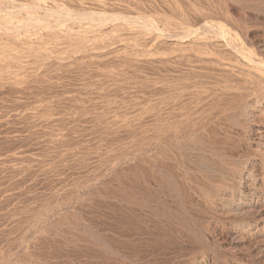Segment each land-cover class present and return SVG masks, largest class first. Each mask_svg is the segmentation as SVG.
Wrapping results in <instances>:
<instances>
[{"label": "rangeland", "instance_id": "1", "mask_svg": "<svg viewBox=\"0 0 264 264\" xmlns=\"http://www.w3.org/2000/svg\"><path fill=\"white\" fill-rule=\"evenodd\" d=\"M29 1L0 0V21L3 20L0 22V264H193L195 258L200 264H264V251H258L264 249V231L254 230L251 234H241L244 239L241 243L234 233L232 221L213 218L202 214L198 209L191 210L188 215L184 207L179 205L181 198L175 192H172V196L169 193L172 190V180L180 175L177 169L170 183H162L169 189L164 187L167 192L160 194L158 203H155L160 212L174 218L176 231L167 234L168 238L164 239L168 250L151 262L142 259L141 250L144 248L138 242L133 243L135 247L127 243L126 236L132 230L128 224L131 221L136 225L139 216L128 212V205L123 200L128 193L126 171L130 165L123 159L130 141L164 140L166 135L169 137H165L166 140H169L173 136L172 134L170 137L169 134L182 122L189 125L185 131L188 135L191 129L197 130L195 114L201 119L197 121L203 127L205 116L202 111L205 114L206 106L201 103L208 101L203 99L206 96L209 99L215 91L220 92L224 88L225 84L221 79L228 80L232 76L230 79L233 80H228L231 81L229 85H235L242 77L236 66L237 60H234L235 56L231 54L225 41L229 42L233 38L229 43L244 44L250 50L256 43H264V0ZM36 4L39 5L38 9ZM58 6L60 10L63 9L61 11L66 9L64 13L66 12L65 16L69 14L68 18L64 15H60L63 18L57 15L47 16V9L54 12ZM28 7L29 9H25ZM31 10L37 12L35 15L38 21L41 19L39 26L27 22L32 14ZM92 18L93 21L97 20L96 25L95 21L92 24ZM148 22L153 26L152 31L144 25ZM10 25H19V29L16 27L18 30H15ZM216 26L223 28L224 39L216 33ZM145 28L146 31H143ZM10 29H14L12 34ZM196 29L199 30L196 32ZM58 37L61 39H56ZM178 38H182V44ZM225 50L228 51L227 54ZM7 53L19 56V60L7 58ZM194 56L199 62L197 59L193 60ZM202 56L203 59H200ZM232 56L233 60L230 58ZM228 58L231 59L230 62ZM216 63L217 66L221 65L218 68L226 69L225 66H229L227 69L231 67L232 71L226 69L228 72L225 70L223 74L224 69L217 70ZM222 63L225 65L222 66ZM208 67H215L212 70L218 72H215L217 76ZM201 79L204 85L200 84ZM181 80L186 81L183 83ZM217 81L220 83H216ZM185 83L186 88L189 83L195 84L196 87L189 84L191 88L187 89L192 93L194 89L193 94L203 93V96H199L200 99L203 97L201 101L198 95L197 99L193 98L196 95H189L191 92L188 94L183 86ZM175 84H178L177 87ZM203 87L207 89H202ZM173 88L180 90L174 91L178 95L183 92L186 96L182 94V98L177 93L174 94L178 97L173 96ZM171 96L174 98H170ZM183 99H187L186 104ZM192 99L197 105L199 101L198 108L195 109L194 104L188 105V102L192 103ZM174 101H185L183 103L186 106L181 103V108L184 107L182 110L179 103ZM171 107L177 110V114H172L175 121L171 114L167 115L171 111L174 113ZM185 108L191 114L198 112L197 110L199 112L194 115L187 113L188 116L183 117L186 114L183 113ZM192 109L195 111L192 112ZM190 115L194 117L193 122ZM223 116L220 117L224 122H220L219 117L217 119L221 123L218 124H224L221 127L216 125V128L223 127V130H220L221 133L219 129L216 132L220 133V140H229L227 151L233 158L220 160L207 155V159H211L214 165L217 164V168L225 166L224 171L232 173V167L235 168V161L239 158L237 154L243 155L245 152L238 145V140L242 138L239 128L229 120L228 113ZM163 117H168L167 123ZM184 118L187 122L183 121ZM177 119L179 122H176ZM170 121H174L173 125L176 124L175 129L171 128L173 126L169 124ZM161 125L166 126L163 128L167 132L163 133L161 128L163 138L160 133ZM201 126L200 131L203 132L199 136L207 131L206 125L202 129ZM167 129L172 132L169 130L171 133H168ZM226 129L227 132L224 131ZM186 134L180 133L177 140H197V136ZM233 140L237 141L234 143ZM152 152L146 154L150 155ZM133 168L134 181L142 184L138 177L144 171L139 163L134 164ZM197 174L190 176L193 183L200 180L199 176L202 178L200 172ZM147 175L148 173L146 178ZM225 177L228 178L229 175ZM258 177L261 178V175ZM178 178L181 179V176ZM178 178L174 182H181ZM192 182L190 185L197 190L196 184ZM245 192L246 197H252L250 191ZM114 194L117 198L120 196V200L124 198L121 201L119 198L118 201L113 200ZM254 200L260 203L263 217V220L259 218L258 221L264 223V187L255 192ZM257 254L262 257L258 259Z\"/></svg>", "mask_w": 264, "mask_h": 264}, {"label": "bare ground", "instance_id": "2", "mask_svg": "<svg viewBox=\"0 0 264 264\" xmlns=\"http://www.w3.org/2000/svg\"><path fill=\"white\" fill-rule=\"evenodd\" d=\"M21 1V0H20ZM29 1V0H28ZM33 1V0H32ZM31 1V2H32ZM35 1V0H34ZM242 1H245V0H242ZM2 2V1H1ZM0 2V3H1ZM17 2V1H16ZM25 2V1H24ZM30 2V1H29ZM43 2V1H42ZM5 3V2H4ZM28 2H26L25 4H27ZM21 4V3H19ZM24 4V5H25ZM31 4V3H30ZM34 4V2H33ZM44 4V3H42ZM254 4V3H253ZM28 5V4H27ZM37 8L39 7L38 4H36ZM246 5V4H245ZM258 5V4H257ZM23 6V5H21ZM16 7V5H15ZM24 7V6H23ZM35 6L33 5V10L35 9L34 8ZM47 7V6H46ZM53 7V6H52ZM258 7V6H257ZM3 8V7H2ZM1 8V9H2ZM17 8V7H16ZM42 8V7H41ZM57 8L56 11L52 12L50 10H46V14L47 16L48 15H57L58 16H62L64 15L65 16V13L64 11H61L63 9H59L60 7H55ZM13 9V8H12ZM21 8L18 9V11L20 10ZM25 9H29L28 8H25ZM31 9H32V6H31ZM261 9V7H260ZM30 11V10H29ZM20 12V11H19ZM68 12V10H67ZM241 12V11H240ZM264 12V11H263ZM6 13V12H5ZM10 13H13L10 11ZM31 16L28 18L27 22L30 21V24L31 25H38V22L41 20L40 17H39V21L38 19L36 18V13L35 12H32L31 10ZM91 13V12H90ZM94 13V12H93ZM29 14V12L27 13ZM26 14V15H27ZM36 14V15H35ZM85 14V13H84ZM87 14V13H86ZM2 15V14H1ZM10 15V14H9ZM16 15V14H15ZM69 14H67L65 17L68 18ZM73 15V13H72ZM71 15V16H72ZM81 15V14H80ZM95 15V14H94ZM102 15V14H101ZM245 15V14H244ZM243 15V16H244ZM12 16V15H11ZM29 16V15H27ZM60 16V17H61ZM70 16V17H71ZM79 16V15H78ZM83 16V14H82ZM86 16V15H85ZM92 16V15H91ZM96 16V15H95ZM94 16V18H95ZM99 16V15H98ZM3 17V16H2ZM6 16L4 15V18ZM46 17V16H45ZM53 17V16H52ZM55 17V19L57 18ZM59 17V18H60ZM69 17V19H71ZM74 17V16H73ZM72 17V18H73ZM93 17V16H92ZM241 17V16H240ZM14 18V17H13ZM43 18V17H41ZM48 18V17H47ZM63 18V17H61ZM75 18V17H74ZM88 18V17H86ZM99 18V17H98ZM199 18V17H198ZM3 19V18H2ZM6 19V18H5ZM27 19V17H26ZM46 19V18H45ZM85 19V18H84ZM103 19V18H102ZM200 19V18H199ZM11 20V19H10ZM50 20V18H49ZM54 19H52L53 21ZM81 20V19H80ZM79 20V21H80ZM242 20V19H241ZM256 20V19H255ZM3 21V20H1ZM0 21V22H1ZM5 21V20H4ZM12 21V20H11ZM15 21V20H14ZM48 21V20H47ZM57 21V20H56ZM62 21V20H61ZM85 21V20H84ZM88 21V20H87ZM92 21H93V18H92ZM95 21V25H96V21L97 20H94ZM94 21L92 24H94ZM103 21V20H102ZM101 21V22H102ZM105 21V20H104ZM117 21V20H116ZM120 21V19H119ZM202 21V20H201ZM243 21V20H242ZM13 22V21H12ZM11 22V23H12ZM44 22V21H43ZM50 22V21H49ZM54 22V21H53ZM78 22V21H77ZM128 22V21H127ZM249 22V21H248ZM3 23V22H2ZM6 23V21H5ZM5 23H3L5 25ZM42 23V22H40ZM59 23V22H58ZM57 23V24H58ZM62 23V22H61ZM67 23V22H66ZM69 23V22H68ZM72 23V22H71ZM86 23V22H85ZM7 26L9 25L8 23H6ZM28 24V23H27ZM64 24V23H63ZM82 24V23H81ZM127 24V23H126ZM245 24V23H244ZM17 25V24H16ZM12 26L14 29L17 27V26ZM45 25V24H44ZM53 25V24H52ZM51 25V26H52ZM55 25V24H54ZM53 25V26H54ZM65 25V24H64ZM77 26V24H75ZM79 25V24H78ZM104 25V23H103ZM144 25H147V27H150L151 28V31H152V25L151 23H145ZM143 25V26H144ZM202 25V24H201ZM205 25V24H204ZM214 25V24H213ZM231 25V24H230ZM6 26V25H5ZM28 26V25H27ZM41 26V25H40ZM61 26V25H60ZM72 26V24H71ZM75 26V27H76ZM88 26V25H87ZM92 26V25H91ZM90 26V27H91ZM106 26V25H105ZM120 26V25H119ZM125 26V25H124ZM127 26V25H126ZM130 26V25H129ZM142 26V25H141ZM140 26V27H141ZM211 26V25H210ZM209 26V27H210ZM215 26V25H214ZM213 26V27H214ZM221 26V25H220ZM19 27V25H18ZM17 27V28H18ZM50 26L48 25V28ZM55 27V26H54ZM96 27V26H95ZM100 27V26H99ZM103 27V26H102ZM101 27V28H102ZM122 27V26H121ZM132 27V26H131ZM139 27V28H140ZM212 27V26H211ZM217 27V26H216ZM235 27V26H234ZM8 28V27H7ZM11 28V27H10ZM16 28V29H17ZM40 28V27H39ZM47 28V27H46ZM58 28V27H57ZM92 28V27H91ZM100 28V29H101ZM123 28V27H122ZM138 28V29H139ZM205 28V27H204ZM218 29H216V31L213 29L214 31V34L215 32L219 34V36L221 35L222 36V39H224V34H223V28L220 29L219 27H217ZM232 28V27H231ZM6 29V27H5ZM4 29V30H5ZM13 29V30H14ZM15 29V30H16ZM19 29V28H18ZM17 29V30H18ZM60 29V28H59ZM63 29V28H61ZM124 29V28H123ZM147 28L143 29V31L145 30L146 31ZM157 29V27H156ZM200 29V28H199ZM199 29H196V32L197 30ZM6 30H9V29H6ZM5 30V32H7ZM11 31L10 29V32L12 34V32L14 31ZM48 30V29H47ZM53 31V29H51ZM102 30V29H101ZM128 30V29H127ZM142 30V29H141ZM249 30V29H248ZM63 31V30H62ZM141 31V32H143ZM154 31V30H153ZM9 32V31H8ZM20 32V30H19ZM51 32V31H50ZM191 34H192V31L190 30L189 31ZM195 32V31H193ZM200 32V31H198ZM53 33V32H52ZM51 33V34H52ZM56 33V32H55ZM69 33V32H68ZM203 33V32H202ZM246 33V32H245ZM7 34V33H6ZM16 34V32L14 33ZM54 34V33H53ZM64 34V33H63ZM75 34V33H74ZM194 34V33H193ZM197 34V33H195ZM62 35V33H61ZM60 35V36H61ZM77 35V34H76ZM8 36V35H7ZM57 36V35H56ZM191 35L189 34V37ZM10 37V35H9ZM62 37V36H61ZM65 37V36H63ZM68 37V35H67ZM73 37V36H72ZM71 37V38H72ZM201 37V36H200ZM173 38V37H172ZM203 38V37H202ZM218 38V37H217ZM230 38V37H228ZM245 38V37H244ZM243 38V39H244ZM247 38V37H246ZM53 39V38H52ZM56 39H61V38H56ZM66 39V38H65ZM68 39V38H67ZM77 39V38H76ZM215 39V38H214ZM233 39V38H231ZM229 39V42H231L232 40ZM241 39V38H240ZM262 39V38H261ZM73 40V39H72ZM78 40V39H77ZM179 42L181 43L182 38H178ZM181 40V41H180ZM199 40V39H197ZM204 40V39H203ZM226 40V39H225ZM231 40V41H230ZM245 40V39H244ZM258 40V39H257ZM70 41V40H69ZM85 41V40H84ZM220 41V40H219ZM218 41V43H219ZM222 41V40H221ZM228 41V40H227ZM217 42V41H216ZM224 42V41H223ZM229 42H226L225 43H228L229 45V49L231 51V54L233 53L235 58L234 60L236 61V66H238V70H240V73L241 74V78L240 80L238 81L237 84L235 85H229L231 83L232 80L230 79V75L228 78V80H231V81H228L227 79L223 80L221 79V81L225 84L224 88H220L218 85V87L221 89H219L220 92H217L215 91L214 94L212 91H210V93L212 92V96H211L209 99L208 96H206L205 94H208V92L206 93L205 91H203L202 89H207L205 87H203L201 90L200 89H197L202 91V92H205L204 96H206V98L203 99V101L206 99L208 100L206 103H201V104H205L204 106H206V110H205V114H204V110L202 111L203 112V116H205V122H204V125L203 127H207V131H204L205 133L203 135H200L199 134L201 132H203L202 130L200 131V122L198 117H197V114L195 113H198L199 110H197L198 112H194L195 110L192 109V113L193 115L195 114L196 118L198 119H194V117H191V111L190 112H186V108H185V112L183 113H186L183 117H185L187 115V113H190V117H188V120L190 119H194L196 120L195 122H197V126L199 127H195L197 128L196 129H191V133L192 135H195L197 136V140H177V137L180 133H182L183 135L188 133V132H185L186 131V127H189V125L184 122L182 123H179V126L178 125H173L174 121L176 119H174V115L172 114H177L176 113V108H172L173 109V112L171 111V113L169 112V114L167 115H170L171 118H173V122L171 123L170 121V125H172L173 129L174 126L176 127V130L172 132L171 129V132H169V130L167 129L168 133H171L169 134L173 136L171 137V139L169 140H166V138L163 136L165 133L164 129L166 128L165 125H163L165 128H163V126L161 125L160 127V133L162 135V138L164 140H140L139 142H135V140H131L130 143H129V147H127L126 149V152L124 154V159L123 157L121 159L123 160H126L128 161V163L130 164L128 167H127V170L126 172H128V176H126V179L128 181V187H126V189L128 190V193H127V197L126 199L124 197H122V199L126 202V204L128 205V208H129V211L131 214H133L134 216H139L138 217V223H136V225H138L140 222V225L139 226H136V225H133L134 222H129L128 224V227L129 229H132L131 232L126 236V239H127V243L129 245H132L133 246V243H137L142 246V248H144L143 250H141V255H143L142 259H147L149 260V262H151L152 260H155V258L159 257L158 255L162 252L165 253L167 250H168V247L167 245H165V238L167 236V234H171V232H175L176 231V227H175V220L173 217L165 214V213H162L160 212L159 208L156 206L155 203H158V197H160L161 195L160 194H163L164 191L167 192L166 190L169 189L167 188L166 186H163V184L165 185V183H170V180L173 179V175H174V171L175 169H177V172L179 176H181V179H179L178 177H174L175 178H178L181 182H174V179L172 180L171 182V187H172V190L169 192L171 193V196H172V192H175V194H177L179 196L180 199V203L182 201V203L179 205H182L184 207V210L187 211L188 215L191 213V210L194 211V209H198L200 210V212L202 214H207V215H210L212 216L213 218L217 217L219 219H227V220H230L234 223V226H235V230H234V233L237 235L238 239L240 240L239 242L243 243L244 239H242V237L240 236L241 234L245 233V234H251L252 232H254V230L257 232V231H261L262 232L264 231V223L261 221H258L259 218H262L263 220V217H261L262 215V212L260 210V203L256 200H254V197H255V192L257 190H259L260 188L264 187V43L263 42H260V43H256L254 44V48L252 50H250L248 47H245L244 44L241 46L239 44H237L235 41L234 44H237V45H234L232 43H229ZM247 42V41H246ZM81 43L83 44V40H81ZM183 43V42H182ZM181 43V44H182ZM241 43V42H240ZM252 43V42H251ZM85 44V43H84ZM232 44V45H231ZM80 45V44H79ZM239 45V46H238ZM86 46V45H85ZM215 46V45H214ZM2 47V46H1ZM4 47V46H3ZM11 47V46H10ZM83 47V46H82ZM202 47V46H201ZM200 47V48H201ZM213 47V46H212ZM224 47V46H223ZM225 48V47H224ZM252 48V47H251ZM4 48H2L1 50L3 51ZM210 49V48H208ZM197 50V49H196ZM211 50V49H210ZM250 51H252V53H249ZM200 52V51H199ZM213 52V51H211ZM225 54H227L228 51L225 50ZM12 53V51H11ZM11 53H7L6 57L9 58H16L18 59L19 56H15ZM202 53V52H200ZM214 53V52H213ZM210 54V53H209ZM216 54V53H215ZM224 54V53H223ZM229 54V53H228ZM3 56V54H2ZM5 56V55H4ZM3 56V57H4ZM197 56V55H196ZM206 56V55H205ZM224 56H228V55H224ZM4 57V58H6ZM22 57V56H21ZM195 57V56H194ZM209 57V56H208ZM229 57V56H228ZM9 58V59H11ZM191 58V57H190ZM189 58V59H190ZM200 59H203V56L202 58L199 57ZM225 58V57H223ZM231 59L233 58L230 57ZM1 59V58H0ZM3 59V58H2ZM13 59V60H14ZM21 59V58H20ZM198 60L199 62V59L195 57V59H193L194 61L195 60ZM231 59L228 58L229 62L231 61ZM19 60V59H18ZM215 60V59H214ZM217 60V59H216ZM222 60V59H221ZM233 60V59H232ZM10 61V60H9ZM16 61V60H14ZM203 61V60H202ZM200 60V62H202ZM210 62H212V60H209ZM219 61V60H218ZM1 62V61H0ZM3 63L5 62V60L2 61ZM11 62V61H10ZM161 62V61H160ZM191 62V61H189ZM196 62V63H198ZM215 62V61H213ZM195 63V62H194ZM204 63V61H203ZM202 63V64H203ZM221 63V62H220ZM233 63V61H232ZM231 63V64H232ZM17 64V63H16ZM215 64V63H214ZM213 64V65H214ZM235 64V63H234ZM233 64V65H234ZM2 65V64H1ZM0 65V66H1ZM7 65V64H6ZM166 65V64H165ZM210 65V64H209ZM212 65V66H213ZM225 65L224 63H222V66ZM5 66V65H4ZM211 66V65H210ZM219 66V64H218ZM217 66V63L215 65L216 68H218ZM221 66V65H220ZM219 66V67H220ZM232 66V65H231ZM235 66V65H234ZM215 67H213L212 69H216ZM226 69L229 68V66H225ZM222 68V67H221ZM236 70V67H233L232 69ZM202 69V68H201ZM207 69H211V68H207ZM211 69V70H212ZM220 68H218L217 70H219ZM224 69V70H223ZM225 68H222L220 70H223L222 73L224 74ZM195 70V69H194ZM210 70V71H211ZM227 70H231V67L230 69H227ZM226 70V72H228ZM232 71V70H231ZM237 71V70H236ZM189 72V71H188ZM213 75L217 76L218 72H216L215 70L213 71ZM217 74H216V73ZM181 73V72H180ZM211 74V72H208ZM215 73V74H214ZM220 73V72H219ZM176 74V73H175ZM189 74V73H188ZM226 74V73H225ZM235 74V73H234ZM180 75V74H179ZM212 75V76H213ZM219 75H222V74H219ZM190 76V75H189ZM202 76H204L202 74ZM211 77V75H209ZM226 76H228L226 74ZM235 76H237V74H235ZM234 76V78H236ZM170 77V76H169ZM223 77V76H222ZM220 76V78H222ZM171 78V77H170ZM175 78V77H174ZM201 77L199 76V79ZM213 78V77H212ZM215 78V77H214ZM225 78V76L223 77ZM169 79V78H168ZM188 79V78H187ZM203 79V78H202ZM202 79H201V82L200 84H203L202 83ZM205 79V78H204ZM203 79V81H205ZM238 79H239V75H238ZM192 80V79H191ZM196 80V79H195ZM208 80V79H207ZM211 80V78H210ZM213 80V79H212ZM160 81V80H159ZM183 81V80H181ZM180 81V82H181ZM186 81V80H185ZM183 81V83L185 82ZM162 82V81H160ZM164 82V81H163ZM177 82V81H176ZM198 82V80H197ZM198 82V83H199ZM165 83V82H164ZM196 83V81H195ZM196 83V86L197 84ZM216 83H220V82H216ZM215 83V85H216ZM161 84V83H160ZM178 84L181 85V83L178 82ZM178 84H175V86L177 87ZM187 83L183 84L184 88H186V85ZM191 84V83H189ZM188 84V87L191 86ZM199 84V85H200ZM211 84H212V81H211ZM222 84V83H221ZM164 85V84H163ZM162 85V86H163ZM204 85V84H203ZM161 86V87H162ZM193 86H195V84H193ZM195 86V87H196ZM208 87V85H205ZM217 86V85H216ZM168 87V86H167ZM174 87V86H173ZM181 87V88H180ZM179 88L182 89V86H180ZM198 87V86H197ZM202 87V86H201ZM223 87V86H222ZM14 88V87H13ZM175 88V87H174ZM173 88V89H174ZM178 88V89H179ZM186 88V89H187ZM191 88V87H190ZM189 88V89H190ZM194 88V87H193ZM199 88V87H198ZM212 88V87H211ZM217 88V87H215ZM17 89V87H16ZM23 89V88H22ZM177 89V88H175ZM172 90L173 93V96L180 90ZM187 89V91L189 90ZM196 89V88H195ZM18 90V89H17ZM20 90V89H19ZM184 90V89H183ZM211 90V89H210ZM22 91V90H20ZM19 91V92H20ZM174 91H177L176 93ZM193 93H195V90L193 89ZM196 91V92H197ZM199 91V92H200ZM207 91V90H206ZM209 91V90H208ZM182 92V91H181ZM185 92V91H184ZM191 92V91H190ZM188 91V94L190 93ZM217 92V93H216ZM18 93V92H17ZM165 93V92H164ZM175 93V94H174ZM191 92V94L189 95H196L195 97L193 98H197V95H198V98L200 95H202L200 93L198 94H193ZM158 94V93H157ZM170 94V95H171ZM183 95H185L183 92H182ZM182 94H179L177 93V95L180 97ZM162 95V94H161ZM160 95V96H161ZM182 95V98L184 97ZM175 95V97H178ZM186 96V95H185ZM189 96V99L190 97ZM203 96V95H202ZM201 96V99L203 98ZM164 98V97H163ZM170 98H174V97H170ZM188 98V97H187ZM197 98V99H198ZM177 99V98H175ZM179 100H181L180 98H178ZM201 99L199 98V101H201ZM185 100V99H183ZM193 100V99H192ZM160 101V100H159ZM186 101V102H185ZM185 101H181L180 103L179 102H176V104L179 103V107L181 108L182 105L184 104L183 102H185V104L187 103V99ZM189 101V100H188ZM196 101V100H195ZM199 101H197L198 105H199ZM167 103L169 101H166ZM165 102V103H166ZM191 102V101H190ZM194 100L192 101V103H189L188 102V105L189 104H194L193 103ZM166 103V105H167ZM183 103V104H181ZM162 104V103H161ZM181 104V106H180ZM184 104V106H186ZM165 105V104H164ZM165 105V106H166ZM171 105V104H169ZM187 105V106H188ZM191 105V107H192ZM196 108H198L199 106L197 104H194ZM198 106V107H197ZM202 106V105H201ZM203 106V107H204ZM189 107V106H188ZM184 108V107H183ZM183 108H181L183 110ZM194 108V106L192 107ZM157 109V108H156ZM179 110V108H177ZM187 110H191L189 108H187ZM194 110V111H193ZM180 111V110H179ZM229 111V112H228ZM208 114H207V113ZM151 113V112H150ZM159 113V112H158ZM178 113V114H179ZM228 113V117H229V120L232 122L233 125H235V127L237 126L239 128V132L243 138V140H238V142L240 144H238L241 148H244L243 151L245 152L243 155L237 154V157L239 156V158H237V160L235 161L236 164L234 165V167H232V173H228V172H225L224 171V167H221V168H217L216 165H214V163L211 162V159L209 161V159H207V155L208 157L209 156H212V157H216V158H220V160L224 159V158H233L232 154L229 153L227 151V148L230 144H229V140H220V137L219 134L221 133L220 130H223V127L222 129H219V127H221L222 125H220L221 123L220 122H224L222 121V118L220 116H223V115H227ZM146 114V113H145ZM180 114V115H181ZM201 115V112L199 113ZM149 115V114H148ZM160 115V114H159ZM220 115V116H219ZM152 116V115H151ZM150 116V117H151ZM154 116V114H153ZM163 116H166L163 114ZM188 116V115H187ZM149 117V116H148ZM155 117V116H154ZM220 118L221 121L219 122L217 118ZM223 117H226L227 116H223ZM165 118V117H163ZM168 119V117H166ZM165 118L166 120V123H167V119ZM170 118V117H169ZM175 118H176V115H175ZM190 118V119H189ZM193 119L191 120L193 122ZM217 119V121H216ZM169 120V119H168ZM172 120V119H171ZM182 120V119H180ZM201 120V119H200ZM224 120V118H223ZM227 120V119H226ZM183 121H185V118L183 119ZM190 121V122H191ZM176 122H179L178 119ZM187 122V119L186 121ZM194 122V123H195ZM226 122V121H225ZM228 122V121H227ZM157 123V122H156ZM220 123V124H218ZM218 124V128H216V125ZM159 125V124H158ZM200 125V126H199ZM149 126V124H148ZM155 126V125H154ZM191 126V125H190ZM153 127V126H152ZM168 127V126H167ZM201 126V129L203 128ZM232 127V126H231ZM155 128V127H154ZM157 128V127H156ZM163 130H162V129ZM151 129V128H150ZM217 129V130H216ZM219 129V132H216L218 131ZM230 129V128H229ZM145 130V129H144ZM157 130V129H156ZM161 130L163 131V133L161 132ZM166 130V129H165ZM205 130V129H204ZM158 131H159V127H158ZM183 131V132H182ZM227 132V129L224 130ZM230 132V130H228V133ZM146 133V130L145 132ZM167 133V132H166ZM165 133V134H166ZM219 133V134H218ZM248 133H250L249 135L251 136V138H249V135ZM153 134V133H152ZM188 134V135H190ZM187 135V134H186ZM187 135V136H188ZM223 135H225L223 133ZM230 135V134H229ZM228 136V135H227ZM160 137V136H159ZM193 137V136H191ZM189 137V138H191ZM229 137V136H228ZM145 138V137H144ZM161 138V137H160ZM161 138V139H162ZM169 138V137H168ZM167 138V139H168ZM185 138V137H184ZM188 138V137H186ZM198 138H202L203 140H198ZM249 138V140H248ZM154 139V138H153ZM194 139V138H193ZM234 141V140H233ZM237 141V140H235ZM234 141V143H235ZM237 142V143H238ZM233 144V143H232ZM128 146V145H127ZM171 147V148H170ZM241 148H238L239 150ZM156 150L155 152H152ZM242 151V150H241ZM149 152H152V154L148 155L146 153H149ZM233 152V151H232ZM242 153V152H241ZM117 155V154H116ZM115 155V157H116ZM119 155V154H118ZM146 156V157H145ZM120 159V158H119ZM120 159V160H121ZM115 160V158H114ZM113 160V161H114ZM215 160V159H214ZM213 160V161H214ZM134 161H138L137 163H139V166L141 167V170L144 171V174H141L140 175V178L138 177V179H141L142 180V184L141 183H137L135 182L136 180L134 179L135 175H134V172L132 171L134 167V164H137L136 162ZM119 162V161H118ZM217 162V159L216 161ZM219 162V161H218ZM222 162V161H221ZM114 163V162H113ZM134 163V164H132ZM225 164V163H224ZM124 165V164H123ZM219 165V164H218ZM238 167H237V166ZM116 167V166H115ZM136 167V166H135ZM220 167V165L218 166ZM133 168V169H132ZM137 168V167H136ZM229 169V168H228ZM173 170V171H172ZM122 171V170H121ZM231 171V170H230ZM119 172V171H118ZM201 173V177L199 176V179L200 180H195V186L197 187V190L194 189L190 183L192 182L191 180V174H192V177L194 176V174L196 173ZM148 173L147 175V178H146V174ZM119 174V173H118ZM140 174V173H139ZM261 175V178H259L257 175ZM198 175V174H197ZM226 175H229L230 177V180L228 178H226L225 176ZM196 176V175H195ZM111 177V176H110ZM197 177V176H196ZM211 178H214L216 179L212 181ZM137 179V178H136ZM198 179V178H197ZM227 179L229 181H227ZM117 180V178H116ZM135 180V181H134ZM112 181V180H111ZM139 181V180H138ZM176 181V179H175ZM191 181V182H190ZM216 182V183H213V182ZM163 183V184H162ZM177 183V184H176ZM193 183V182H192ZM193 183V184H194ZM161 184H162V187H161ZM116 186V185H115ZM166 187V190L165 188ZM164 188V189H163ZM125 189V190H126ZM124 190V191H125ZM245 191H250L252 193V197L250 196V198L246 197L244 195V193L246 194ZM114 192H119V191H116L114 190ZM126 192V191H125ZM235 192H239V194H236ZM113 193V192H112ZM126 194V193H125ZM165 194V193H164ZM168 194V193H167ZM116 195H119L116 194ZM176 196V197H178ZM120 196H118L119 198ZM167 197V196H166ZM117 196H113V200H117L118 199ZM121 199V200H122ZM120 198H119V201H121ZM178 200V199H177ZM118 201V200H117ZM116 201V203H117ZM123 201V202H124ZM218 201V203L216 202ZM122 202V203H123ZM119 203V202H118ZM178 203V202H177ZM216 203V205L214 204ZM115 204V203H114ZM113 205V204H112ZM116 205V204H115ZM127 205H125L127 207ZM159 205V204H157ZM123 206V205H122ZM181 206V207H182ZM111 207V206H110ZM120 211V210H119ZM116 213V212H115ZM125 213V212H124ZM127 213V212H126ZM113 214V213H112ZM130 214V215H131ZM199 215V214H198ZM117 216V215H116ZM125 216V214H124ZM129 216V215H128ZM134 216H132L134 218ZM201 216V215H200ZM119 217V216H118ZM126 217V216H125ZM131 217V218H132ZM128 218V217H127ZM126 218V219H127ZM130 218V219H131ZM190 218H193L192 216ZM136 219V218H135ZM141 219V221H140ZM133 220V219H132ZM214 220V219H213ZM217 220V219H216ZM260 220V219H259ZM116 221V220H115ZM114 221V222H115ZM135 221V220H134ZM223 221V220H222ZM128 222V221H127ZM137 222V221H136ZM220 222V221H218ZM224 222V221H223ZM254 222H257L256 225H252V223ZM116 223V222H115ZM133 223V224H132ZM222 223V222H221ZM227 223V222H226ZM247 223V224H245ZM190 224V223H189ZM120 225V223H119ZM225 226V225H224ZM233 226V227H234ZM120 227V226H119ZM120 229V228H119ZM129 232V231H128ZM118 233V232H117ZM120 233V232H119ZM123 234V233H122ZM174 234V233H173ZM220 234V233H219ZM253 235V234H252ZM260 235V234H258ZM119 236V235H118ZM250 236V235H249ZM261 236V235H260ZM183 237H186L185 235H183ZM195 237V236H194ZM122 238V237H121ZM232 238V237H231ZM102 239V238H101ZM98 240V239H97ZM163 240V242H162ZM190 239H188L189 241ZM214 240V239H213ZM169 242V241H168ZM198 242V240H197ZM258 242V241H257ZM261 242V241H260ZM100 243V242H99ZM170 243V242H169ZM202 243V242H201ZM234 243V242H233ZM262 243V242H261ZM254 244V243H253ZM256 244V243H255ZM128 245V247H130ZM190 245V244H189ZM263 245V244H262ZM127 246V245H126ZM136 245H134L133 247H135ZM138 246V245H137ZM139 246V247H140ZM206 246V245H205ZM249 246V245H248ZM251 246V245H250ZM137 248V247H136ZM245 248V247H244ZM126 249V248H125ZM172 249V248H171ZM204 249V248H203ZM127 250V249H126ZM162 250V251H161ZM130 251V250H129ZM135 251V250H134ZM248 251V250H247ZM259 252L260 251H264V249H260L258 250ZM137 252V251H136ZM139 252V250H138ZM245 252V251H244ZM256 252V251H255ZM138 254V253H137ZM167 254V253H166ZM256 255V254H255ZM258 255V254H257ZM257 257V256H256ZM262 256L258 255V259H260ZM234 258V257H233ZM264 258V257H263ZM262 258V259H263ZM237 261V260H236ZM156 262V261H155ZM262 262V261H260ZM243 263V262H242ZM247 263V262H246ZM251 263V262H250ZM248 262V264H250ZM263 263V262H262ZM158 264V263H157ZM193 264H200V262L198 261L197 258H195L193 260ZM204 264V263H203Z\"/></svg>", "mask_w": 264, "mask_h": 264}]
</instances>
